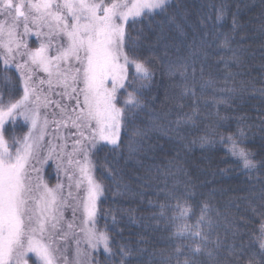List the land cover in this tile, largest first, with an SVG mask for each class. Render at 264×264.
<instances>
[{
    "label": "trees",
    "instance_id": "obj_1",
    "mask_svg": "<svg viewBox=\"0 0 264 264\" xmlns=\"http://www.w3.org/2000/svg\"><path fill=\"white\" fill-rule=\"evenodd\" d=\"M126 28L152 76L133 85H146L143 108L121 128L119 147L102 144L92 155L105 189L97 226L107 224L117 253L105 259L99 252L97 261L119 264L126 245V264H264V0H169L164 13ZM7 75L0 74L5 101L20 93L17 73ZM23 128L18 122L16 132ZM229 135L252 153L257 170L243 169L228 151ZM205 204L214 226L206 249L194 255L203 244L190 233ZM178 205L189 214L179 217ZM185 225L190 232L176 236Z\"/></svg>",
    "mask_w": 264,
    "mask_h": 264
},
{
    "label": "snow or ice",
    "instance_id": "obj_2",
    "mask_svg": "<svg viewBox=\"0 0 264 264\" xmlns=\"http://www.w3.org/2000/svg\"><path fill=\"white\" fill-rule=\"evenodd\" d=\"M168 4L169 0H0V74L9 80L7 73L14 65L23 86L22 94L10 92L7 101L0 92V264H59V241L67 242L70 236L78 237L74 240L77 264L82 242L97 253L102 246L105 259L117 255L107 224L104 230L96 226L97 201L105 189L93 175L91 156L100 142L119 147L121 128L143 108L138 97L146 85H133L151 80L147 61L136 55L138 38H132L126 25L134 27L145 17L164 13ZM224 15L221 5L217 21ZM121 90L126 97L118 107ZM188 91L186 86L184 94ZM53 95L59 99H52ZM53 105L55 110L50 111ZM192 119L187 116V121ZM20 120L28 128L22 137L15 135ZM238 135H244L242 129ZM227 139L228 151L242 168L257 170L259 162L252 153L232 135ZM220 143H225L223 137ZM51 160L58 161V183L50 188L41 173ZM61 172L68 181L66 195L59 182ZM70 206L73 220L66 222L65 229L64 209ZM165 207L161 205V215ZM178 207L179 217L189 214V208ZM209 210L205 204L196 231L190 233L203 244L192 250L194 255L209 243L214 226ZM78 211L80 225L75 223ZM189 232L185 225L175 235ZM131 253L121 245L119 264H126ZM182 254L178 247L176 255ZM206 254L212 258V250ZM88 264L99 262L89 254Z\"/></svg>",
    "mask_w": 264,
    "mask_h": 264
},
{
    "label": "rangeland",
    "instance_id": "obj_3",
    "mask_svg": "<svg viewBox=\"0 0 264 264\" xmlns=\"http://www.w3.org/2000/svg\"><path fill=\"white\" fill-rule=\"evenodd\" d=\"M0 19H3V17H0ZM22 30V29H21ZM33 47H35L36 45L33 44L32 45ZM11 69L15 71V67L14 65H12L10 67ZM134 70V69H133ZM18 77H19V74L17 73ZM109 87L111 86L110 84L108 85ZM47 86H45V89H46ZM22 91H23V86L22 84L20 83V94H22ZM57 91H59V89H57ZM18 95V96H19ZM17 96V97H18ZM126 95L125 96H121L120 95V104H118L117 106L120 107L122 106L123 104V100L125 99ZM52 99H59L58 96H55L53 95L52 96ZM52 110H55V107L54 105L51 106L50 108V111ZM20 124L22 123L23 125V132H15V135L18 136V137H22L24 135V133H26L28 131V128L25 126L24 124V121L23 120H20L18 121ZM17 122V123H18ZM121 131V130H120ZM47 137L45 138V143L47 141ZM68 144H69V151L71 150V140L68 141ZM102 144H106L104 142H100V144H98L97 146L99 145H102ZM108 145V144H107ZM91 159L93 161V158L91 156ZM58 161L57 160H51L48 162V164L44 165L43 166V171L41 173V175L43 176L44 178V181L45 183H47V185L51 188V187H54L57 183H58V174H57V171H56V165H57ZM39 167V165H37ZM93 175L95 176V173H94V168H93ZM96 178V177H95ZM97 179V178H96ZM98 181V180H97ZM59 182L60 183H63L65 185V190H64V194L66 195L67 194V177L61 172L59 174ZM99 182V181H98ZM81 195H83V192H81ZM99 200V199H98ZM97 205H98V201H97ZM64 219H65V229H66V222L67 221H72L73 220V211H72V207H67L64 209ZM80 222H81V214L80 212L78 211L76 213V219H75V223L77 225H80ZM97 226V225H96ZM97 229L98 230H102L100 229L98 226H97ZM78 238L77 236H70L67 240V242L61 240L59 241V247L61 249V252L57 253V259L59 261V264H65V257L67 258V261H68V264H77L76 262V244L74 243V240ZM80 249L82 250V255L80 256L79 258V261H80V264H88L89 262V254L91 256V258L95 261H97V254L99 252H103V248L101 246V248L98 250V253L97 252H93L91 251L87 245L85 243H81L80 244ZM29 256H32V254L30 253Z\"/></svg>",
    "mask_w": 264,
    "mask_h": 264
}]
</instances>
